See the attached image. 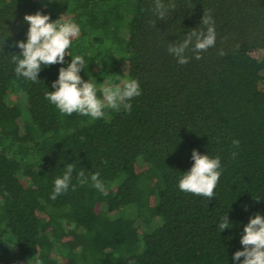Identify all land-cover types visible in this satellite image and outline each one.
I'll list each match as a JSON object with an SVG mask.
<instances>
[{"label": "trees", "instance_id": "obj_1", "mask_svg": "<svg viewBox=\"0 0 264 264\" xmlns=\"http://www.w3.org/2000/svg\"><path fill=\"white\" fill-rule=\"evenodd\" d=\"M161 2L166 19L155 0H0V264H238L244 225L264 215V0ZM37 11L79 26L68 52L98 96L109 80L139 81L130 113L61 115L45 93L70 55L35 82L16 74L14 45ZM203 14L215 46L199 60L190 46L181 65L168 46L206 32ZM193 149L221 159L210 201L178 187ZM80 170L99 172L107 195L80 185Z\"/></svg>", "mask_w": 264, "mask_h": 264}, {"label": "clouds", "instance_id": "obj_2", "mask_svg": "<svg viewBox=\"0 0 264 264\" xmlns=\"http://www.w3.org/2000/svg\"><path fill=\"white\" fill-rule=\"evenodd\" d=\"M155 6L158 18L166 19L167 8L161 0H155ZM23 19L28 23L27 38L14 45L20 49V54H13L12 61L16 65L15 72L18 76L35 82L42 67L65 63V56L70 55L68 49L73 38L78 36L80 28L71 21H61L59 18L53 21L49 14L40 11L25 14ZM201 23L207 26L206 32H197L194 28L185 35L186 38L182 43L169 44L168 52L177 58L179 64L189 62L185 52L190 46L197 60L202 58V52L215 46V24L211 15L203 14ZM223 54L221 51L220 55ZM70 56L71 62L67 67H60L58 79L52 83V88L55 90L45 93L46 99L59 110L61 115L76 113L90 117L94 121L104 118L106 110L119 112L123 109L131 112L130 101L141 95L138 80L130 78L123 80L122 83H113L109 80L101 85L99 88L101 95L98 96L97 84L89 79L84 80L80 75L85 65L83 56ZM232 143L234 147H239L238 140H233ZM236 155V152H232L233 158ZM191 159L194 163L190 170L184 172L178 187L183 192L203 196L210 201L215 196L214 190L222 173L221 159L219 156L213 158L208 154H200L196 149L192 150ZM74 170L75 165L68 163L63 175L54 180V188L50 196L52 200L67 192ZM89 180L101 194L107 195L99 172L92 173L90 177L85 176L83 170L78 172L77 181L80 185L89 183ZM72 187L75 190V185ZM218 227L220 230L231 227L227 215L221 219ZM240 243L243 249L233 254L234 261L238 264H264V215L257 213L250 217L248 223L244 225ZM37 264L40 262L38 261Z\"/></svg>", "mask_w": 264, "mask_h": 264}, {"label": "rangeland", "instance_id": "obj_3", "mask_svg": "<svg viewBox=\"0 0 264 264\" xmlns=\"http://www.w3.org/2000/svg\"><path fill=\"white\" fill-rule=\"evenodd\" d=\"M119 56H121V54H119ZM15 96L16 94H8L6 97H5V100L8 102V103H11L15 100ZM17 98H18V95H17Z\"/></svg>", "mask_w": 264, "mask_h": 264}]
</instances>
